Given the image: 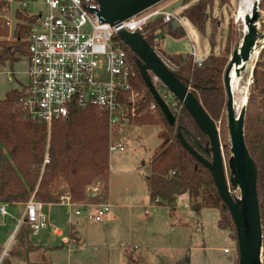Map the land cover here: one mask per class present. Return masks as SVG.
Masks as SVG:
<instances>
[{
    "label": "trees",
    "instance_id": "trees-1",
    "mask_svg": "<svg viewBox=\"0 0 264 264\" xmlns=\"http://www.w3.org/2000/svg\"><path fill=\"white\" fill-rule=\"evenodd\" d=\"M213 2L184 0V9L181 11L203 32L208 19H211L212 49L201 64L195 62L190 52L184 56L182 52L171 54L159 48L158 54L167 60L168 66L201 100L217 123L222 114L227 116L223 75L236 39L229 28L220 50L215 51L219 20L210 14ZM222 2L227 3L228 0ZM6 5L5 0H0V65L13 67L17 61L29 58V36L38 16L18 9L12 27L13 35L9 37L11 29L3 17ZM260 7L264 10V0H260ZM165 29L177 37L187 35L182 24L174 28L173 20L164 22L162 18L151 20L141 33L153 44L154 35ZM123 44L132 54L136 73L132 84L134 92L139 94L134 104L131 103L132 91L122 94L121 100L129 107L130 121L136 125L159 123L161 126V142L149 162L147 188L151 201L174 208L177 197L188 193L194 206L219 208V226L229 229L237 240L234 220L228 206L219 196L212 170L184 146L178 133L181 132L206 157H211L206 148L209 137L178 98L171 105L175 121L169 122L137 65V56L128 45ZM255 84L244 133L247 147L257 166V190L264 238V48L255 71ZM27 94L28 85L21 83L8 89L5 96L0 98V204L11 206L25 203L32 196L41 201L57 202L65 191H69L76 202L100 201L106 197L110 175L107 111L93 105H72L68 117L54 120L48 126L32 117L24 108L23 101ZM132 106L134 111H131ZM46 156L48 161H45ZM94 184L100 185L102 195H87L88 188ZM22 224H25L24 233L18 232L15 236L18 239L20 235L19 239L23 243L19 248L13 247L10 256H23L25 246L27 250L37 246L26 235L30 230L29 224L26 221ZM71 229V236L77 238L74 226ZM28 251L30 253L32 250ZM4 264L13 263L8 257Z\"/></svg>",
    "mask_w": 264,
    "mask_h": 264
},
{
    "label": "rangeland",
    "instance_id": "rangeland-1",
    "mask_svg": "<svg viewBox=\"0 0 264 264\" xmlns=\"http://www.w3.org/2000/svg\"><path fill=\"white\" fill-rule=\"evenodd\" d=\"M183 1L163 0L158 3V6H164L165 10L174 13L187 31V35L177 37L165 29L160 33V48L171 54L193 53V51H196L198 55L208 54L212 49L210 41L211 19L207 21L206 30L201 31L187 16L181 14L184 9ZM239 2L240 0H228L227 3H223L222 0H214L213 2L210 14L219 20L214 46L217 52L220 50L229 28L233 31L236 39L232 45V50L242 35L243 22L236 20ZM259 8L261 10L259 24L264 29V10L261 9L260 4ZM18 9L20 8L16 1L10 3L8 16L13 22L12 27L16 22ZM40 9L45 10L46 6L41 2H33L27 11L34 13ZM12 27H10L9 37L13 35ZM28 66V58L17 61L13 67L0 65V98L5 96L8 89L21 83H28L29 78L26 72ZM157 85L171 106L176 97H174L175 99L171 97L162 82ZM233 87L236 90V87ZM138 95L135 92V97ZM217 125L224 144L225 160L228 161L231 154L228 117H224L222 114L217 119ZM160 127L159 123L144 125L131 123L123 129H117L118 136L126 137L127 149L111 153L110 164L114 165V168H110L108 193L101 200H108L114 204L111 209L113 212L120 213L119 215L122 216L120 221L104 222L102 226H99L93 220H86L83 215H77L73 211L76 206H73L71 208L72 213L67 215L65 213L66 206L55 203L50 209L51 221L63 230V234L57 235L51 228L42 229L37 235L32 234L29 230L26 235L30 242L48 244L52 247L58 246L48 252L49 264H187L189 246L194 254L200 256V262L205 264L212 259L205 255V253L209 254L210 249H197L203 242L210 248L213 247L214 258L223 254V246L231 247V253H236L234 249L237 240L229 235L223 239L221 237L222 232L220 233L218 226H215L218 224V217H220L219 208L203 207L201 213L195 212L188 193L180 194L177 197L174 208L168 204H157L151 201L147 188V177L150 159L161 142ZM88 189L89 191L99 189V195L103 194L98 184H94ZM233 193L239 195L236 189H233ZM18 204L23 205L9 206L8 214L5 216L0 214V242L2 247H5L11 238V233L17 223L16 216L23 212L24 203ZM44 209L47 210V207ZM89 210H93V206L89 207ZM70 221L77 226L80 236L86 239L82 245L74 240L67 244L63 243L69 233ZM200 222L202 223L200 224ZM24 226L25 224H22L16 234L18 232L24 233ZM19 238L20 235L18 239L15 236L6 255L0 256V264H4L8 257L13 264L44 263L45 260L41 262V256H39L44 252L40 246L28 249L30 251L35 250L31 253L25 246L23 256H10V250L15 246L19 248V245L23 243ZM185 241H187L186 246L188 248L184 249L181 257V253H179L180 244ZM144 245L148 246L147 250L143 249ZM194 245L197 246L194 248ZM131 249H133L132 254L130 253Z\"/></svg>",
    "mask_w": 264,
    "mask_h": 264
},
{
    "label": "built area",
    "instance_id": "built-area-1",
    "mask_svg": "<svg viewBox=\"0 0 264 264\" xmlns=\"http://www.w3.org/2000/svg\"><path fill=\"white\" fill-rule=\"evenodd\" d=\"M5 1L7 5L3 17L10 27L13 24L8 16L11 2L16 1L18 7L24 11H27L33 2H41L46 6L45 10L40 9L34 13L28 11L30 15L38 16V20L32 25L29 36V66L26 70L29 78L28 94L23 101L27 112L50 126L54 120L68 117L72 105L96 106L107 111L109 116V153L127 149L118 139L117 129L131 124L129 107L121 98L125 91L130 90L131 103L134 104L132 78L136 73L131 60L132 54L124 46L118 31L125 28L141 32L151 20L162 18L164 22H168L178 17L165 10L164 6L155 4L128 19L112 24L99 15L98 0ZM239 9L236 20H241ZM151 45L158 53L160 33L154 35ZM193 55L198 64L206 57L198 55L196 51H193ZM153 80L156 85L161 83L155 76ZM169 93L174 98L170 91ZM131 111H134L133 106ZM45 161H48L47 156ZM57 202L66 206L67 215H70L71 208L76 206L73 211L77 215L97 221H105L110 209V203L107 201L76 202L69 191L63 192ZM53 203L30 197L25 202L24 213L16 216L14 234L26 221L33 234L51 228L55 234L62 235L63 230L51 221L50 209ZM91 206L94 210L90 211ZM8 207L5 203L0 204L2 216L9 213ZM12 239L13 236L4 247L1 257L6 255Z\"/></svg>",
    "mask_w": 264,
    "mask_h": 264
},
{
    "label": "water",
    "instance_id": "water-1",
    "mask_svg": "<svg viewBox=\"0 0 264 264\" xmlns=\"http://www.w3.org/2000/svg\"><path fill=\"white\" fill-rule=\"evenodd\" d=\"M98 1L100 3L99 15L113 24L128 19L163 0ZM259 4V0H253L249 7L246 0H240L239 6L243 9L241 13L243 32L232 50L223 75L227 95L226 107L231 153L228 161L225 160L224 144L221 140L219 127L201 100L164 62L140 31H130L125 28L118 31L123 42L137 56V65L169 122L174 123L175 115L170 104L155 84L154 76L166 86L174 97L183 102L196 123L209 137L206 148L211 157H206L195 149L181 132L178 133L184 146L213 172L219 196L228 206L235 223L239 264L264 263V238L257 190V166L247 147L244 133L249 103L256 88L255 71L264 48V29L259 24L261 15ZM179 23L178 19H174V28ZM184 56H187V53H184ZM235 80L242 84L241 107L237 118L235 114L237 94L233 87ZM233 189L238 190L239 195L234 194ZM99 194V189L87 190L88 196L96 197Z\"/></svg>",
    "mask_w": 264,
    "mask_h": 264
},
{
    "label": "crops",
    "instance_id": "crops-1",
    "mask_svg": "<svg viewBox=\"0 0 264 264\" xmlns=\"http://www.w3.org/2000/svg\"><path fill=\"white\" fill-rule=\"evenodd\" d=\"M179 24H181V23H179ZM205 55H207V54H205ZM128 125H130V124H128ZM126 125H123V126H121V127H119L118 129H123V127H125ZM118 139L119 140H121L124 144H125V142H126V137H121V136H118ZM126 145V144H125ZM111 155V154H110ZM111 167H113L114 168V165L112 166L111 164H110V168ZM184 194V193H183ZM100 201H103V200H100ZM107 202H109L110 203V209H109V211H108V213H107V219L105 220V221H97V220H95V219H93V218H89V217H87V216H84L85 217V219L87 220V219H91V220H93V222H96L99 226H102L103 224L102 223H104V222H107V223H110V222H112V221H120L121 219H122V216H120L119 214L120 213H118V212H113L112 211V209H111V206H113L114 204L113 203H111L110 201H108L107 200ZM55 203H58V204H61V203H59V202H54L53 204H55ZM16 205H23V204H16ZM192 205V204H191ZM11 206H15V205H11ZM24 208H23V212L21 213V215L24 213V211H25V203H24V206H23ZM196 207L197 206H192V208H193V210H195V212H198V213H201V210L203 209V208H199V209H196ZM93 210H94V208H93ZM218 220H219V217H218ZM202 222H200V224H201ZM74 226V229H76V231H77V238H74V237H72L71 236V228ZM215 226H218V228H219V232L221 233V234H223V235H221V237H223V239L225 238V236L226 237H228V235L230 236V237H232L233 239H235L233 236H232V234H231V231L230 230H228V229H224V228H221L220 226H219V222H218V224L216 225L215 224ZM217 228V227H216ZM18 231V230H17ZM32 233V232H31ZM40 232H38L37 234H39ZM16 234V233H15ZM15 234H14V232H12L11 233V237L13 236V239H12V241L14 240V237H15ZM33 234V233H32ZM37 234H34V235H37ZM191 239H192V237H191ZM190 239V240H191ZM71 240H74V241H76V242H78V243H80L81 245L83 244V243H85V241H86V239L85 238H82L81 236H80V232H79V230H78V228H77V226L74 224V223H72V221H70V227H69V233H68V236H67V238L63 241V243H69ZM12 241H10L11 243H12ZM186 243H187V241H185V242H183V244L181 243L180 244V250H179V253H181V257L183 256V253H184V249L187 247L186 246ZM34 245H37V246H40V247H42L43 248V253L42 254H39V256H41V262L42 261H44V263L42 262V264H49V253L48 252H50V250H52V248H55V247H58V246H49L48 244H43V243H33ZM2 244H1V242H0V256H1V254H2V251H3V249H4V246L2 247L1 246ZM197 245H194V248L196 247ZM144 248V250H147V248H148V246H143ZM227 247H229V246H223V254L222 255H218V258H214V255H213V252H212V249H213V247H209V246H207L206 245V243H201L200 245H199V247H197V249H199V250H208V249H210V252H209V254H207V253H205V255H206V257H208V258H211L212 260H208L205 264H239V251H238V246L236 245V248L234 249L235 250V252L236 253H231L232 252V249H231V247H229V250H226V248ZM188 248V247H187ZM220 250H221V247H220ZM33 251H35V250H32L31 252H33ZM30 252V253H31ZM131 254L133 253V249H131V252H130ZM48 254V255H47ZM49 256V257H48ZM187 257H188V259H187V264H203V263H201L200 262V260H199V255L198 254H194L193 253V250L190 248V246H189V254H187ZM40 261V260H39ZM38 261V262H39Z\"/></svg>",
    "mask_w": 264,
    "mask_h": 264
},
{
    "label": "bare ground",
    "instance_id": "bare-ground-1",
    "mask_svg": "<svg viewBox=\"0 0 264 264\" xmlns=\"http://www.w3.org/2000/svg\"><path fill=\"white\" fill-rule=\"evenodd\" d=\"M246 1H247V5H248L249 7H251V5H252V1H253V0H246ZM242 11H243V9L240 8V9H239V15H242V14H241ZM233 86L236 87V90H234V91H235V93L237 94V97H236V99H235V114H236V118H237L238 113H239V111H240V107H241L242 84L240 83V81L235 80Z\"/></svg>",
    "mask_w": 264,
    "mask_h": 264
}]
</instances>
